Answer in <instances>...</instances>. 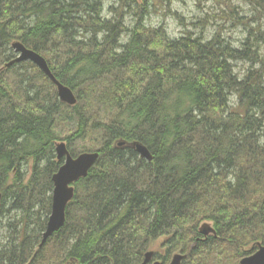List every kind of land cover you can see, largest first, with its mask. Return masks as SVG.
I'll return each mask as SVG.
<instances>
[{
  "label": "trees",
  "instance_id": "1",
  "mask_svg": "<svg viewBox=\"0 0 264 264\" xmlns=\"http://www.w3.org/2000/svg\"><path fill=\"white\" fill-rule=\"evenodd\" d=\"M245 1L253 14L234 19L247 28L234 47L220 30L172 39L144 23L173 0H119L110 18L103 0H0V215L11 214L0 264H140L149 250L161 264L175 253L180 264H239L264 245V0ZM13 41L45 58L74 105L31 61L6 66ZM235 62L248 63L243 77ZM57 141L99 157L40 245Z\"/></svg>",
  "mask_w": 264,
  "mask_h": 264
},
{
  "label": "water",
  "instance_id": "2",
  "mask_svg": "<svg viewBox=\"0 0 264 264\" xmlns=\"http://www.w3.org/2000/svg\"><path fill=\"white\" fill-rule=\"evenodd\" d=\"M11 48L16 56L8 61L6 66L22 61H31L56 86L57 97L61 102L68 105H74L76 103L77 98L73 90L56 79L42 55L27 48L20 41H13ZM117 144L118 146L133 148L141 158H145L146 160L152 159L148 148L138 141H118ZM55 154L57 159H62V164L51 177L53 188L50 213L46 221L45 229L42 232L40 245L63 226L66 206L74 195V186L72 184L80 178L86 177L89 169L99 157V153L96 151L81 152L76 156H72L64 141H57L55 143ZM201 232L203 235H207L214 233V230L209 224L205 223L201 226ZM152 256V250L146 251L140 264H161L159 260L153 261ZM185 257L186 254L175 253L172 255L168 264H180L181 260ZM239 264H264V245L258 244L257 249L253 253L243 257Z\"/></svg>",
  "mask_w": 264,
  "mask_h": 264
},
{
  "label": "rangeland",
  "instance_id": "3",
  "mask_svg": "<svg viewBox=\"0 0 264 264\" xmlns=\"http://www.w3.org/2000/svg\"><path fill=\"white\" fill-rule=\"evenodd\" d=\"M222 1L226 0H173L170 5V12H166L164 9L157 12H150L145 16L144 23L153 27L163 25L167 35L172 39L182 36L184 29L192 31L195 35L201 33L205 39L211 38L217 30H220V36L226 42L237 47L246 37L247 28L242 24L235 23L234 19L252 16L253 8L245 0H229L234 7V12L229 13V10L224 6ZM110 6L117 8L119 6V0H103L102 14L104 17L110 18L113 15V12L109 9ZM123 13L125 25L127 27H132L134 23L133 8L128 10V8L125 7ZM224 13L229 16L225 17ZM127 37L128 35H124L121 40L125 42ZM258 49L259 52L264 55V41L258 42ZM247 68L248 63L246 62H235L233 67L238 77H243ZM235 98L234 95L230 96L232 103H235ZM262 125V129H264V122ZM76 144L78 146L82 145L80 142ZM4 208H6V206H4ZM5 213L6 212H2L1 214L3 215H0V217H2L0 218V238L3 241L6 240L7 235L4 224L6 218L11 215ZM2 225H4V227ZM153 248L155 250L157 248L161 252L163 250V248L160 247L159 241L156 242Z\"/></svg>",
  "mask_w": 264,
  "mask_h": 264
},
{
  "label": "bare ground",
  "instance_id": "4",
  "mask_svg": "<svg viewBox=\"0 0 264 264\" xmlns=\"http://www.w3.org/2000/svg\"><path fill=\"white\" fill-rule=\"evenodd\" d=\"M140 5V4H139ZM234 8V7H233ZM129 10V9H128ZM165 11V10H164ZM232 11V10H231ZM232 17V16H231ZM238 20V19H237ZM149 196V195H148ZM144 198V197H143ZM4 210H5V208H4ZM131 217V216H130ZM3 247V246H2Z\"/></svg>",
  "mask_w": 264,
  "mask_h": 264
}]
</instances>
